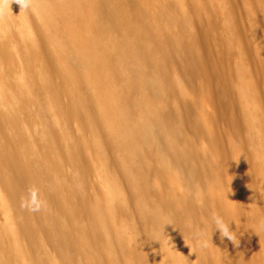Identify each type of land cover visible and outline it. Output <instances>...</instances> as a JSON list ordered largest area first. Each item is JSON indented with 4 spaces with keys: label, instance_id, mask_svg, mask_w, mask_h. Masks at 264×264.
Wrapping results in <instances>:
<instances>
[{
    "label": "bare ground",
    "instance_id": "obj_1",
    "mask_svg": "<svg viewBox=\"0 0 264 264\" xmlns=\"http://www.w3.org/2000/svg\"><path fill=\"white\" fill-rule=\"evenodd\" d=\"M237 3L0 0V264H264V0L248 30Z\"/></svg>",
    "mask_w": 264,
    "mask_h": 264
},
{
    "label": "rangeland",
    "instance_id": "obj_2",
    "mask_svg": "<svg viewBox=\"0 0 264 264\" xmlns=\"http://www.w3.org/2000/svg\"><path fill=\"white\" fill-rule=\"evenodd\" d=\"M237 8H238V12H239V17H240V20H241V23L244 25V27H245V30H248V22H247V19H246V12H245V7H244V4H243V0H237ZM255 71V70H254ZM263 73H264V68L263 69H259V73L257 74L258 75V78L261 80V82H264V78H263ZM262 225H264V223L262 224ZM261 225V226H262ZM229 229V230H228ZM262 229L264 230V226H262ZM224 230H225V232H224ZM221 233V234H223V236L225 237V239L227 238H230V241H228L227 239H226V241L227 242H232L233 240H234V232H233V230L230 228V226L229 227H227V226H222L221 228H220V226H219V230L217 231L216 230V234L218 235V233ZM223 232V233H222ZM226 233V234H225ZM229 234V235H228ZM226 235V236H225ZM262 235V236H261ZM201 236H203L202 234H201ZM261 237V238H260ZM216 237H214V239H213V241L211 240L210 241V243H211V245H212V248H213V250L216 248L215 247V245H217V238L215 239ZM232 238H233V240H232ZM260 238V239H259ZM259 239V240H258ZM256 240L260 243V245L262 246V248H263V250H264V234H258V235H256ZM229 243V244H230ZM188 259H189V261H188ZM185 260L187 261L186 262V264H196V263H198V261L193 257V258H185ZM191 261V262H190Z\"/></svg>",
    "mask_w": 264,
    "mask_h": 264
}]
</instances>
